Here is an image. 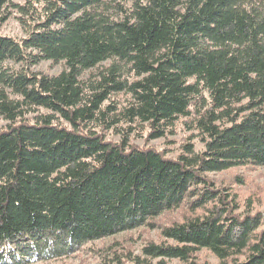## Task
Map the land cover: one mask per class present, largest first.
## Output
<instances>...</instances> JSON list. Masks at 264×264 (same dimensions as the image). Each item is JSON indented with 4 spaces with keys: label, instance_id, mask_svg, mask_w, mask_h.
Instances as JSON below:
<instances>
[{
    "label": "trees",
    "instance_id": "obj_1",
    "mask_svg": "<svg viewBox=\"0 0 264 264\" xmlns=\"http://www.w3.org/2000/svg\"><path fill=\"white\" fill-rule=\"evenodd\" d=\"M12 14L25 36L0 32V264L122 263L129 250L94 245L145 230L151 259L264 264L256 195L214 177L264 167V0H0V26ZM179 126L175 158L132 141Z\"/></svg>",
    "mask_w": 264,
    "mask_h": 264
},
{
    "label": "rangeland",
    "instance_id": "obj_2",
    "mask_svg": "<svg viewBox=\"0 0 264 264\" xmlns=\"http://www.w3.org/2000/svg\"><path fill=\"white\" fill-rule=\"evenodd\" d=\"M13 1L14 3L22 2V0ZM15 16L16 15L11 16L9 20H7L4 24L0 26V32L6 36L23 38L25 35L22 29L20 28V25L16 20ZM63 69V64H53L51 62H43L36 67L37 71L50 74H58ZM4 125H6V123L0 119V127ZM189 135L190 134H187L184 131L182 126H179V128L175 130V134H172L167 137L154 139L148 142L146 133H144L142 136L134 135L132 137V141L133 143L139 146L147 145L149 147H156L161 151H165L170 157L175 158L181 153L183 143L189 137ZM109 138L119 140L118 137H113L112 135L109 136ZM195 145L197 146V150L202 149L201 144H199L198 142H195ZM214 177L218 180V182H224L226 184H229L230 182L234 181L235 178H243V180L245 181V186H242L240 184L238 186H235V189L239 193V197L243 199V201H247L248 199L255 198L254 195H256V198L259 201L256 206L262 207L261 209H263L264 211V167L257 168L255 170L251 168L234 169L228 172L218 173ZM233 186L234 185H232V187ZM169 216L170 215H168L166 218L160 219L159 221L165 224L167 223V221H169ZM152 240H158V231H137L135 233L121 234L116 237L97 242L93 248L95 250H105V253L111 259H113L114 256H112L113 253L108 250L110 249V247H112L115 252L119 254L128 252V250L130 251V253H132L130 258L123 257L122 263H119L116 260H111V264H182L178 260L151 259L149 257L144 256L143 248L146 243H148L149 241L151 242ZM124 248L126 249V251L123 250ZM90 255L91 253H83L71 256L67 259L45 262L41 264H96L98 262V257L95 255L91 257ZM201 258L202 261H207L210 264H219V260L208 251L201 252Z\"/></svg>",
    "mask_w": 264,
    "mask_h": 264
}]
</instances>
